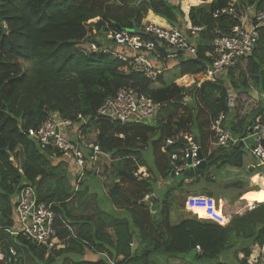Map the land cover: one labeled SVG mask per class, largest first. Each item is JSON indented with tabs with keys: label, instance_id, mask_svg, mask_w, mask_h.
Listing matches in <instances>:
<instances>
[{
	"label": "trees",
	"instance_id": "16d2710c",
	"mask_svg": "<svg viewBox=\"0 0 264 264\" xmlns=\"http://www.w3.org/2000/svg\"><path fill=\"white\" fill-rule=\"evenodd\" d=\"M201 1L187 15L190 26L199 29L197 39L190 41L195 55L175 65L177 72L170 81H165L163 72L154 84L112 54L92 49L91 44L101 46L110 30L133 31L147 39L143 30L148 11L186 30L180 0H0L1 252L12 248L19 264H56L58 260V264H157L169 259L189 264L192 252L193 259L203 264H249L253 247H264V200L233 215L224 226L195 216L181 217L177 223L172 219L175 192L202 194L217 201L224 198L232 204L252 190L248 177L257 173L225 180L226 169L246 166L239 144L210 146V125L217 115L230 116L226 127L240 138L248 136L257 119L264 123V101L250 94L253 89L264 94V28L259 29L252 54L225 78L218 76L192 87L175 84L179 78L202 73L213 60L214 39L237 24L228 15L213 17L227 0ZM238 1L243 7L264 5V0ZM27 63L31 68L24 70ZM228 85L237 93L232 112L226 105ZM123 88L137 90L158 104L157 119L133 124L98 119L96 111L103 101ZM186 97L189 103L183 101ZM53 113L75 124L81 122L84 132L97 133L96 141L110 158V176L115 179L106 187L109 213L73 214L71 201L90 194L89 189L78 187L74 193L70 173L63 168L68 165L54 163L52 151L40 149L28 136ZM186 132L199 142L206 168L189 169L173 181L169 156L183 148L182 133ZM168 139L173 144L167 147ZM148 148L153 152L152 168L146 167L142 156ZM138 167H144L152 178L133 181L118 175L134 173ZM153 183H161L166 192L156 194ZM24 186L33 187L37 200L51 204L56 214L55 226L64 247L54 248L48 256L43 248L6 232L13 225L14 198ZM151 194L155 197L144 202ZM191 242L200 251L192 249ZM86 253L94 260H83ZM261 258L264 264V255ZM1 264H15L14 258L9 256Z\"/></svg>",
	"mask_w": 264,
	"mask_h": 264
},
{
	"label": "built area",
	"instance_id": "2783aa9c",
	"mask_svg": "<svg viewBox=\"0 0 264 264\" xmlns=\"http://www.w3.org/2000/svg\"><path fill=\"white\" fill-rule=\"evenodd\" d=\"M182 1L180 0V2ZM238 3V0H227V5L224 8L214 12V18L220 15H228L236 18L237 24L228 34L214 39L212 43L213 60L202 73L190 76L193 79L192 84L199 77H204L205 81H213L218 76L225 78L231 68L242 64V61L252 54L259 40V29L264 28V5L256 9L254 6L243 7ZM198 30V28L191 26L186 30H179L175 27L163 28L149 23L143 30V35H147V39L139 34H131L127 30H110L106 38L101 40V46L91 44V48H98L104 54H112L115 58L130 65L133 71L156 84L158 77L174 64L171 61L177 62L181 55H195V47L190 41L197 39ZM151 57L160 62L159 67L151 64ZM200 84L197 83L198 86ZM236 98L237 93L228 85L226 105L230 112L235 108ZM158 108L159 105L144 94L132 88H123L115 96L103 101L96 111V117L122 124L151 122ZM226 123L227 116L223 112L211 122L212 141L210 146L213 148H230L240 143L245 146L248 138L233 135L226 127ZM84 124H86L85 121ZM79 129L81 128L77 127L75 123L62 119L58 113H53L37 130H30L28 136L36 141L40 149L52 151L53 160L60 159L72 166L75 170L73 175L80 178L87 169L88 160L91 161V167H95L96 157L99 155L108 156L103 153L97 141L94 144L86 143L82 131ZM249 130L256 141L255 147L251 150V155L257 160L255 166L264 167V148L259 143L264 140V123L257 119ZM181 142L184 143L183 148L178 153L175 152L169 156V165L175 178L202 164V160L199 158L201 153L199 142L187 132L182 133ZM172 144V140L168 139L165 146L168 147ZM134 175L137 179H145L147 171L138 167ZM154 197V194L146 196L144 202ZM150 206H152L151 203ZM254 207L251 206L249 209ZM55 217L56 214L51 204L39 202L34 188L24 186L14 198L13 225L6 232L12 236H21L34 245L43 248L46 256H48L54 248L59 250L64 247V242L58 237ZM195 249L200 251L197 246ZM263 255V247L256 246L254 253L252 250L248 258V263H262L261 257ZM9 256L13 258L16 256V252L12 248L8 250V253L0 251V264L4 263Z\"/></svg>",
	"mask_w": 264,
	"mask_h": 264
},
{
	"label": "rangeland",
	"instance_id": "374dc122",
	"mask_svg": "<svg viewBox=\"0 0 264 264\" xmlns=\"http://www.w3.org/2000/svg\"><path fill=\"white\" fill-rule=\"evenodd\" d=\"M188 57L189 56L184 55L183 59H186ZM171 62L174 63V65H172V68L166 69L164 72V79L166 82L170 81L177 72V67L175 65L179 61H177V62L171 61ZM26 65H28V67ZM30 66L31 65H29L28 63L24 64V70L30 69L31 68ZM203 81H205L204 77H199L198 79H196V82L194 84L191 83L187 87H192L194 85H197L198 82L202 83ZM178 84H179V82H178ZM181 86L186 87V85H181ZM250 94H251V97H253L254 99L260 98L264 101V96H263L264 94L259 95L254 89H253L252 93H250ZM183 101L185 103H189V98L186 97ZM158 113H159V110H157L155 116L153 117L154 119L152 121L157 119ZM230 121H231V117L229 116V117H227V122L229 123ZM75 125L77 127L81 128L79 130L82 131V135H83L86 143L94 144L96 142L97 133L95 131L90 130L89 132H84L83 128L81 127V125H82L81 122L77 123ZM72 129H73V127H72ZM247 138H248L247 144L244 147H242L241 150L243 151V163L245 166H248V169H249L250 166H253V165L255 166L257 163L256 158L251 155V150L253 147H255L256 141H255V138L252 137L251 133H249V132H248ZM142 156L145 160L146 167L152 168L154 165H153V152H152L151 148H148L147 150L142 152ZM95 159H96L95 167H91V164H90L91 161H89V160L87 161L88 162L87 169L85 170L84 175L80 178H79V176H77V173H78L77 170L78 169L75 172L77 177H75L73 175L75 170H73L72 166L68 165L66 167H63L64 170H66L70 173L71 183L74 186V193L77 191L78 187L79 188L83 187V188L89 189L90 194H88V195L84 194L85 196H83L82 198H79V196H77V197L75 196L74 200L71 201V203H70L71 212L75 215L98 216V214L99 215L102 214L101 210L105 211L106 213L110 212V211H108V209H110L109 208L110 203H109V199L106 196V193H107L106 187H108L111 183L115 182L114 177L110 176L111 160L109 157L100 156V155L98 157H96ZM59 161H62V160H60V159L53 160L54 163H57ZM226 171H228L229 173H227V175H224L225 180H233V179L244 176L247 169L244 167V168L238 170L239 171L238 175H237V173L232 172V171H234L233 169H226ZM222 172L220 174L223 175L224 172L223 173ZM247 173H249V174L257 173L258 176H262L264 178V167H256L255 166V168L252 171L247 172ZM226 176H227V178H226ZM148 177L152 178V176L147 172V176L145 177V179H147ZM255 178L257 179V176L254 177V179ZM170 180L177 181L178 179L170 178ZM262 185L264 187V184H262ZM171 187H173V186L171 185L170 188ZM152 189L159 196H162L166 192V188H164L162 186H158V184L155 185L154 183L152 184ZM80 190H82V189H79V191ZM240 191L241 190H238L235 192L239 193ZM175 195H176L177 201H176V206H174L173 210H172V215H173L172 219H173V222H176V223L179 220H181V216H185L187 218L190 216L197 215L198 216L197 218L199 220L212 219L221 225H226L228 217L224 216L223 214L228 215V216H232L233 214H236V213L237 214H243L245 211H247V209H248L247 207H249L248 204L253 205V202L261 203V201L264 200V190H260L257 192H254V191L246 192L241 197L246 202L244 204L242 203V204H236V205L232 204L231 205V204H225V201H223L222 203H220V201H218V204L216 203L215 207L220 208L219 205L222 204L223 208H224V210H223L222 207L220 209H216L214 207L213 200H211L212 206L209 208H205L208 206L203 207V204L199 201V200H201V198H190V199H188L189 198L188 196L181 195V194L176 193V192H175ZM191 195L198 196V197H200V196L206 197L205 195H202V194H191ZM191 195H189V196H191ZM198 201H199V203H198ZM82 205L84 207L86 206V208L84 210H79L78 207L82 206ZM176 207L178 210H176ZM199 207L200 208L203 207L205 209H198ZM221 209H222L223 213L221 212ZM108 231L114 235V233L110 229H108ZM254 247H256V246H254ZM60 249H62V248H60ZM263 251H264V248H263ZM189 257L194 258V252L189 254ZM193 258L189 259V261H188L189 264H203L201 262H197ZM82 259L83 260H91V259L94 260V258L89 253H86V255L82 257ZM67 261L69 262L70 260H67ZM14 262H15V264H19L17 255L14 257ZM58 262L61 263V260H58L56 262V264H58ZM157 264H186V262H184L183 260L169 259L165 262H163L162 260H159Z\"/></svg>",
	"mask_w": 264,
	"mask_h": 264
},
{
	"label": "crops",
	"instance_id": "0c3cea01",
	"mask_svg": "<svg viewBox=\"0 0 264 264\" xmlns=\"http://www.w3.org/2000/svg\"><path fill=\"white\" fill-rule=\"evenodd\" d=\"M212 0H205L204 2L205 3H210ZM203 3V1H201V0H183L181 3H180V9H181V11L184 13V15H185V21H186V25H185V28H188L189 26H190V23H189V21H188V17H187V15H188V12H189V10H190V8L191 7H195V6H198V5H200V4H202ZM145 22H147V23H152V24H155V25H157V26H160V27H163V28H170L171 27V25L170 24H168L164 19H162V18H160V17H158V16H155L151 11H148V13H147V15H146V18H145ZM183 57H184V55H181V57H179V60H177V61H180L181 59H183ZM150 61H151V64L153 65V66H156V67H159V64H160V62L158 61V60H155V59H153V57H151L150 58ZM173 64V63H172ZM174 65V64H173ZM172 66V65H171ZM178 82H179V84L180 85H190L192 82H193V79H192V77H183L182 79H178V80H176L175 81V83H176V85H178ZM255 168V166L253 165V166H250L249 167V169H248V166H246V169H247V171L246 172H250V171H252L253 169ZM143 170V169H142ZM232 172H235V173H237V175L239 174V171L238 170H234V171H232ZM246 172H245V174H244V176H242V177H239V178H246L247 177V175H246ZM257 176V179L255 178L254 179V177H256ZM248 181H249V185H250V187H252V190H248V191H246V192H251V191H254V192H257V191H260V190H264V187H263V185L262 184H264V178L262 177V176H258V174L256 175H253V176H251V177H248ZM158 186H162V184L161 183H159L158 184ZM246 192H243L242 194H241V196L239 197V198H237V200H235L232 204L234 205H236V204H244V203H246L241 197H242V195L244 194V193H246ZM189 198L188 199H190V198H201V200H199L202 204H203V207L204 206H208V207H205V208H209V207H211L212 206V204H211V202H210V200L209 199H211V200H213V202H214V207H215V205H216V203L218 204V201H220V203H222L223 201H225V204H229V203H227V201L224 199V198H222V199H219L218 201H216L215 199H213V198H209V197H204V196H200V197H198V196H194V195H191V196H188ZM209 200V201H208ZM199 201H198V203H199ZM197 203V204H198ZM258 202H253V205H251V206H255L256 204H257ZM206 204V205H205ZM231 204V205H232ZM191 206V205H190ZM250 205H249V207H247L248 209L251 207ZM203 207H199L198 209H202ZM219 207L221 208H223V205L222 204H220L219 205ZM216 209H220V208H218V207H215ZM247 209V210H248ZM223 210H224V208H223ZM221 212H222V209H221ZM223 213V212H222ZM184 215V214H183ZM224 216H227L228 217V219H227V222L230 220V218L233 216V215H237V213L236 214H233L232 216H228V215H225V214H223ZM196 218L198 217L197 215H194ZM181 217H183V218H185V216H181ZM198 219V218H197ZM206 220H209V221H212V220H210V219H206ZM212 222H214V221H212ZM214 223H216V222H214ZM264 248V247H263ZM255 249H256V247H253V253H254V251H255Z\"/></svg>",
	"mask_w": 264,
	"mask_h": 264
},
{
	"label": "water",
	"instance_id": "95a60500",
	"mask_svg": "<svg viewBox=\"0 0 264 264\" xmlns=\"http://www.w3.org/2000/svg\"><path fill=\"white\" fill-rule=\"evenodd\" d=\"M173 27L177 28V25H173ZM129 32H130L131 34H133V31H129ZM248 132L250 133L251 131L249 130ZM259 143H260V145L264 148V140H261ZM239 145H240L241 148L244 147L243 143H240ZM101 150H102V148H101ZM102 151H103V150H102ZM103 153H105V152L103 151ZM105 154H106V153H105ZM199 158L202 160V164H201L200 166H198L197 168L203 170V169L206 168V162H205V160L203 159V155H202V153L199 154ZM188 164L190 165V162H188ZM118 175H119L120 177H124V178H126V179H128V180H133V181L137 180V177L134 175V173L123 174V173L119 172ZM170 177H171V178H174V175H173V172H172V171H171V173H170ZM141 204L143 205L144 202H142ZM156 208H158V206H156V207L153 208V209H156ZM191 248H192V249H195V245H194L193 242H191Z\"/></svg>",
	"mask_w": 264,
	"mask_h": 264
},
{
	"label": "clouds",
	"instance_id": "9594fccd",
	"mask_svg": "<svg viewBox=\"0 0 264 264\" xmlns=\"http://www.w3.org/2000/svg\"><path fill=\"white\" fill-rule=\"evenodd\" d=\"M181 3V2H180ZM149 24V23H148ZM171 27H173V26H171ZM181 57V56H180ZM165 72V71H164ZM195 76V75H194ZM185 77V76H184ZM187 77H190V76H187ZM183 78V77H182ZM182 78H179V79H182ZM178 80V79H177ZM176 84V83H175ZM178 86H180V85H178ZM140 168H144V167H140ZM145 169V168H144ZM146 170V169H145Z\"/></svg>",
	"mask_w": 264,
	"mask_h": 264
}]
</instances>
